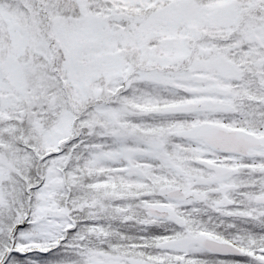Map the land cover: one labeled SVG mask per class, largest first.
Listing matches in <instances>:
<instances>
[{
    "label": "snow or ice",
    "instance_id": "1",
    "mask_svg": "<svg viewBox=\"0 0 264 264\" xmlns=\"http://www.w3.org/2000/svg\"><path fill=\"white\" fill-rule=\"evenodd\" d=\"M0 264H264V0H0Z\"/></svg>",
    "mask_w": 264,
    "mask_h": 264
}]
</instances>
